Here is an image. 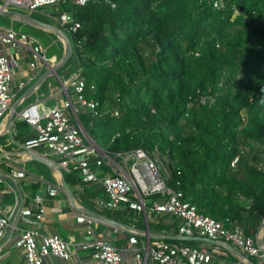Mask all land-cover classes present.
I'll list each match as a JSON object with an SVG mask.
<instances>
[{
    "label": "trees",
    "instance_id": "trees-1",
    "mask_svg": "<svg viewBox=\"0 0 264 264\" xmlns=\"http://www.w3.org/2000/svg\"><path fill=\"white\" fill-rule=\"evenodd\" d=\"M213 2L59 4L55 12L72 11L80 25L73 32L62 27L72 55L58 76L80 70L86 85L94 86L86 95L103 113L82 111L78 120L110 157L137 148L165 156L168 184L183 199L199 213L257 238L264 221V171L256 167L264 161V0H222L218 7ZM8 21V14L0 16V23ZM48 80L51 86L44 82L38 93L58 84ZM64 178L79 182L75 174ZM84 187L89 193L94 186ZM130 213L118 209L109 218L121 224ZM249 260L264 264V257Z\"/></svg>",
    "mask_w": 264,
    "mask_h": 264
},
{
    "label": "built area",
    "instance_id": "built-area-1",
    "mask_svg": "<svg viewBox=\"0 0 264 264\" xmlns=\"http://www.w3.org/2000/svg\"><path fill=\"white\" fill-rule=\"evenodd\" d=\"M89 1L0 0V7L8 9L11 6L18 10L35 11L50 4L85 6ZM213 5L221 6L222 0H214ZM56 21L69 32L75 31L80 25L72 11L59 12ZM0 42L8 49L19 47L29 54V73L16 85V92L23 91L27 84L57 61L46 54L36 36L13 27H0ZM22 59V56L12 52L0 53V119L5 118L15 100V93L10 90L11 75L21 65ZM55 78L60 83L61 97L53 105L45 106L39 102L23 105L14 117L8 118L5 125L4 134L11 142H14L13 137L16 134V121L25 122L32 130L33 135L17 144L26 158H42L62 176L77 175V183L81 187L99 185L105 197L98 198L95 204L104 214L124 208L142 212L145 216L149 214L153 219L169 214L179 220L177 235L208 238L218 244L236 248L237 255L233 264H248L249 257H264V246L258 237L247 236L238 225L226 227L222 222L199 213L195 205L183 199L180 191L169 186L158 165L144 150L137 148L116 153L114 157L118 156L125 163L122 171H99L102 170V165H111L112 159L97 147L77 119L78 113L82 111L90 112L92 116L103 113L98 109L97 100L86 95L87 90L94 91V86L86 85L80 70L72 72L65 79L59 76ZM111 114L118 116L119 111L113 109ZM239 158V154L232 158L231 168L236 166ZM2 162L0 158V196L12 193L15 199L13 203L0 208V254L9 234L16 230L18 238L15 246L21 250L25 264H44L46 256L68 260L77 250L88 252L96 264H120V249L107 239L93 237V224L96 220L85 212L86 208L83 206L76 204L73 208L69 198L66 200L67 205L74 210L75 221L85 226L84 238L66 240L55 233L42 232L41 222L45 216L46 198L39 190L32 196L25 190L20 183L27 175L23 167L13 165L8 171H4ZM256 167L264 171V161H259ZM62 180L61 178L57 183L47 184L46 193L49 197L54 198L59 192H64ZM152 196L163 200L152 199ZM19 220L27 223V227H18ZM108 226L109 235L122 229L117 225ZM127 227L123 228L127 235L126 247L133 251L142 264H215L214 259L221 254L219 246H186L164 240L150 242L146 232L135 226Z\"/></svg>",
    "mask_w": 264,
    "mask_h": 264
},
{
    "label": "crops",
    "instance_id": "crops-1",
    "mask_svg": "<svg viewBox=\"0 0 264 264\" xmlns=\"http://www.w3.org/2000/svg\"><path fill=\"white\" fill-rule=\"evenodd\" d=\"M12 52L14 55L19 54L22 56L21 65L16 68L11 75L10 81V90L15 93V100L19 98L22 93H24L32 84L29 83L26 85L25 89L21 92H16V85L24 80L29 73L28 70V52L26 50H21L19 47L8 49L0 42V53H10ZM50 57H54L57 60L56 55H50ZM50 77L55 78V76L47 77L40 86L45 82L46 87L51 86ZM56 79V78H55ZM36 80V79H35ZM52 85L51 89L48 91H41L38 93V89L32 91L20 105L17 106L16 112L23 105L39 102L41 104H45V106L53 105L56 102L58 97H61L60 94V83ZM58 93L60 95H58ZM54 97H52V96ZM56 95V96H55ZM14 100V101H15ZM12 102V104L14 103ZM12 104L10 110L7 112L5 118L0 119V158L2 159L1 167L4 171H8L10 167L13 165H19L23 167L27 175L24 179L20 181V183L24 186L25 190L31 196L39 190L42 192L44 197V206H45V216L41 222V231L44 233H55L60 237L69 240L70 238H77L81 240L84 238V229L85 226L81 223L75 221V213L72 208L67 205V198H69V202L73 208H75L76 204L83 206L88 211V214L92 216L96 222L93 224L94 236L96 238H104L112 243H114L120 249L121 262L120 264H142V262L136 258L133 254V251L126 247L127 235L125 234L123 228H128L127 226H135L136 228L146 232L148 234L149 241L155 240H164V239H172L179 236L177 235V225L179 220L169 214H162L157 217V219H153L149 214L144 215L142 212H136L131 210L132 213L126 214L121 219V224L117 225L122 228L121 231L114 232L111 235L108 234V225H113L102 221L96 217V214H100L106 217H109L110 212L104 214L101 209L96 206L95 202L98 198L105 197V194L102 188L96 184H90L86 186H94L89 193L85 190L84 186L78 185L77 182L73 184H68L62 174L53 169L52 167L45 165L40 166L37 164L36 160L33 158H26L24 152L17 145L21 143L27 137L33 135L30 127L22 122L16 121L15 123V131L16 134L13 137V141L8 140L6 134H4L5 125L8 121L10 111L12 110ZM14 113L13 117L15 116ZM78 119V117H77ZM79 121V120H78ZM80 123V122H79ZM99 149L105 151V149L95 140L92 139ZM106 152V151H105ZM115 156V155H114ZM113 156V157H114ZM111 165L105 164L108 166V169L99 170L101 172H111V171H122L124 169L125 163L122 159L117 157L112 158ZM36 161V162H33ZM41 163V162H39ZM43 164V163H41ZM63 179L67 184L71 197L63 188L64 192H59L58 195L54 198L49 197L46 193L47 184L57 183L58 180ZM14 196L12 193H6L5 195L0 196V208L6 204H11L14 202ZM67 200V201H66ZM112 212V211H111ZM18 227H27V223L23 220H19L17 223ZM18 238L17 231H12L9 234L7 241L5 243L2 254H0V264H25L23 259V254L19 248L15 246V241ZM145 240L144 237H141ZM90 239V238H89ZM197 246L204 245L209 248L220 247L221 254L217 255L214 259V263L218 264H233L236 259V248L230 245H222L215 242H205L197 240ZM176 244V243H173ZM231 259V260H230ZM230 262V263H229ZM44 264H96L95 261L90 257L89 253L82 250H77L76 254L72 255V257L68 260L58 258L55 256H46L44 258ZM147 264H155L153 262H147Z\"/></svg>",
    "mask_w": 264,
    "mask_h": 264
},
{
    "label": "water",
    "instance_id": "water-1",
    "mask_svg": "<svg viewBox=\"0 0 264 264\" xmlns=\"http://www.w3.org/2000/svg\"><path fill=\"white\" fill-rule=\"evenodd\" d=\"M8 14L10 16V20L18 22L20 24L26 25V26H30V27H34L37 29H41L44 31H48L51 33H54L61 41L62 45H63V53L61 55V57L56 61V63L54 65H52L51 67H48L47 69H45L37 78L36 80H34L32 82V84L30 85V87L24 92L22 93V95L17 98L14 103L12 104V110L10 111L9 114V119H11L14 115V113L16 112L17 106L20 105L21 102L24 101V99L35 89H37L40 84L49 76H56L58 77V70L60 68H62L70 59L71 55H72V46H71V42L66 34V32L57 25L51 24V23H47V22H43L40 21L36 18H34L33 16L29 15L28 13L18 10V9H14V10H8V9H4L2 7H0V16L1 15H6ZM8 119V120H9ZM81 125V124H80ZM34 160L41 162L45 165L50 166L45 160H43L42 158H39L37 156L33 157ZM51 167V166H50ZM62 186L65 189V191L68 193V195L71 197V192L67 186V184L65 183L64 180H62ZM85 212L88 213L87 210H85ZM96 217L102 221H105L107 223L113 224V225H120L119 222L100 215V214H96ZM262 230H263V234L262 237L260 239V242L263 244L264 243V221L262 223ZM178 240H200V241H205V242H212V240L208 239V238H203V237H197V236H177L176 237ZM241 257H244L243 255H240ZM248 264H252L250 261Z\"/></svg>",
    "mask_w": 264,
    "mask_h": 264
},
{
    "label": "rangeland",
    "instance_id": "rangeland-1",
    "mask_svg": "<svg viewBox=\"0 0 264 264\" xmlns=\"http://www.w3.org/2000/svg\"><path fill=\"white\" fill-rule=\"evenodd\" d=\"M10 7L11 6H8V8ZM58 8H59V4L45 5L35 11H32L34 12L33 17L40 21L59 26V24L56 21L58 13L55 12V11H58ZM21 11L28 12L26 10H21ZM7 26L13 27L16 30L23 31V32L36 36L39 39V41L42 43L45 49V52L48 56L56 55L57 60H58V57L62 55L63 45L60 39L54 33L44 31L41 29H37L34 27L26 26V25L20 24L15 21H8L7 23H0V27H7ZM106 110L107 109H103L104 112H107ZM147 154L158 165L162 175L164 176V178L166 179V182L168 183V177L170 173H169V164H168L167 158L157 152H149ZM262 234H263V230L261 229L260 233L258 234L259 239H261ZM217 263L219 264V261H217Z\"/></svg>",
    "mask_w": 264,
    "mask_h": 264
}]
</instances>
